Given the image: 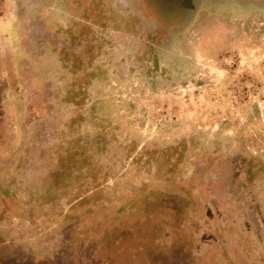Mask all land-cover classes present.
<instances>
[{
    "label": "rangeland",
    "instance_id": "obj_1",
    "mask_svg": "<svg viewBox=\"0 0 264 264\" xmlns=\"http://www.w3.org/2000/svg\"><path fill=\"white\" fill-rule=\"evenodd\" d=\"M215 1L63 0L30 61L0 0V264H264L205 139L264 158V0Z\"/></svg>",
    "mask_w": 264,
    "mask_h": 264
},
{
    "label": "flooded vegetation",
    "instance_id": "obj_2",
    "mask_svg": "<svg viewBox=\"0 0 264 264\" xmlns=\"http://www.w3.org/2000/svg\"><path fill=\"white\" fill-rule=\"evenodd\" d=\"M18 1V16L20 19L18 26L21 28L18 30L19 38L15 39V42L18 41L16 42L17 47L21 46L23 40L26 39V36L30 37L36 32L41 35V39H39L40 41H36L35 39L34 41H30V44L32 43V53L28 59L31 61V59H33L32 57H35V55H37V58H40L45 54V47L47 45L46 41H48V37L47 34L45 37L41 33H46V31L49 32L52 30L54 27L53 23L55 15L64 17L62 15H64L65 8L63 6V0ZM235 2L238 4H257L251 1L243 2L242 0H217L205 6L223 3L231 5ZM195 11L196 10L192 8L190 10V14H193ZM63 25L64 23H62V26ZM181 25L182 26L179 25L175 28H168L163 31L162 29L157 30L154 28L149 30L148 26L142 28V34L144 37H146L147 34H151L152 41L144 40L145 42H142L141 45L150 49L153 53L154 59H156L159 65L164 59L174 55L178 48L183 46L184 43L181 35L184 33V28L186 29L190 27H187V25L183 26V24ZM190 25L192 26V24ZM18 52L20 53V58L27 57L25 54L22 55L20 49ZM197 135L199 140H204V136L202 134ZM205 139L213 142V146H215L218 150L214 155V162L218 164L219 160V165L216 166L225 167L228 175L227 183L230 187L231 185L234 186V189L231 187L234 193V198L229 197V199L234 202L233 205L240 207L241 210L238 211V214H240V223L250 233L248 237L246 235L243 236L242 234L243 239L252 243L255 242L260 245H264V167L262 168V171H259L257 175L251 179V182L246 183L245 181H241L243 180V176H245L250 169H253L254 163L264 165V158H258L254 154L249 155L244 152H237L232 145L224 140L223 136H209L208 138L205 136ZM230 150H233V153H229ZM223 188H225L224 185Z\"/></svg>",
    "mask_w": 264,
    "mask_h": 264
}]
</instances>
